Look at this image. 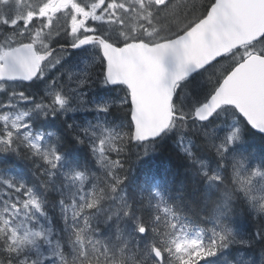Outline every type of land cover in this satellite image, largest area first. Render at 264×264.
<instances>
[{"label":"rangeland","instance_id":"1","mask_svg":"<svg viewBox=\"0 0 264 264\" xmlns=\"http://www.w3.org/2000/svg\"><path fill=\"white\" fill-rule=\"evenodd\" d=\"M63 1L8 0L6 5H0V56L23 36L29 35L38 47L48 48L50 39H55L65 29V39L71 44L72 31L81 32L87 29L95 32L99 28L104 30L107 28L111 33L112 30H117L119 23H123V20L118 18L119 14L112 16L110 12L97 13L89 8L88 5L94 0ZM45 3L51 7L43 23L39 17L34 23L26 24L24 27L17 25L14 28L11 23L7 25L4 23L5 18L9 21L13 17L31 19L35 10L42 9ZM127 4L133 5V0H127ZM138 10L134 9V11ZM202 13L201 6L195 13L197 15L192 18L196 19ZM97 15L101 17L98 20L95 19ZM89 20H92L91 24L88 23ZM134 29L138 27L135 26ZM256 49L247 46L238 54V57L244 58L252 52H258ZM98 63L95 57H84L82 60L75 61L71 56L63 55L61 65H63L64 73L61 78H57L52 84L46 80L45 72L53 67L48 64L45 71L38 77V86L42 90H32L31 87L29 90L32 95L27 90L22 91L16 83L0 84V137L7 136L11 132L14 140V144L10 146V149L14 148V150L0 151V156L4 157V154L13 153L16 158H19L15 152L19 154L20 146L35 151L30 144H38L41 152L55 148L63 157L57 166L52 168L41 155H38L41 157L40 160L34 162L29 168V173L36 176V182H32L30 176L25 175L18 166L0 169V215L10 220L11 227L16 228L18 236H27V239L19 245L18 252L13 254L14 264H19V261L25 259L29 264L33 261L36 264H40L41 261L43 264H64L65 261L67 264H81L85 255L89 260L94 261L98 257L103 261L105 259L103 253H107L108 264H122L118 259L130 257L128 252L132 250L131 242L135 233L134 228L126 229L124 225V218L130 204L125 176L133 172V169L123 165L119 159V153L124 150L128 140H131L133 130L132 124L129 125L121 116L112 118L109 115L111 105L124 104L126 97H120V91L114 95L107 94L104 86L108 83L105 76L101 77ZM96 64L97 66H94ZM81 80L85 81L83 85L79 83ZM53 90L62 91L68 98V107L76 109L74 112L60 111L68 115L69 125L78 132L79 138L89 143L95 159V164L90 169L71 164L67 156L60 152L52 141V135L55 134L53 130L35 126L36 117L43 115L36 106L51 105L52 99L48 93ZM39 92H44L45 96H33V93ZM103 106H107L108 110H102ZM197 107L192 110V113ZM49 110L50 108L48 112ZM230 113L233 112L224 108L209 122L195 124L196 130L203 132L204 135L207 133L208 144L213 149H215L213 144L218 145L236 129L240 130L238 138L233 139L229 147L237 146L241 140L240 120L238 116ZM85 129L88 130L87 133ZM26 135L27 138H25ZM101 146L103 150H97ZM180 146L190 152L188 139L180 137ZM101 157L104 158L103 164L100 162ZM225 157H228L230 166L234 169L239 190L247 198L255 214L264 217V210H261L264 206V167L252 161L250 156L241 151L228 156L225 153ZM114 162L119 163L115 165ZM38 167L39 171H35ZM200 167L204 173L208 172L212 175L219 173L221 176V170H216L219 167L210 166L208 161H202ZM145 170L147 169H142L139 179L143 182L140 189L149 191L160 198L163 189L159 179L153 178L150 175L151 172L147 174ZM256 172L260 175H255ZM76 173H82V176H76ZM21 185H24V188H21ZM38 187L44 190L53 189L57 195L50 198V203L45 204ZM28 189H31L40 201V209L35 206L24 207V202L28 200ZM94 195L98 197L95 206L92 205ZM97 215L103 218L102 223L96 220ZM113 219L114 226L109 225L110 220ZM104 225H107L105 229ZM171 226L174 232L170 241L204 240L200 233L185 230L176 220L171 223ZM0 229L4 231L7 238V232L2 223H0ZM230 231L229 240L235 236L241 239L237 232ZM36 232H42L43 235L36 237L33 235ZM215 233L227 234V231L215 230ZM208 242H212V239L208 238ZM150 260L152 263V259ZM169 262L177 264L175 256H172Z\"/></svg>","mask_w":264,"mask_h":264},{"label":"trees","instance_id":"2","mask_svg":"<svg viewBox=\"0 0 264 264\" xmlns=\"http://www.w3.org/2000/svg\"><path fill=\"white\" fill-rule=\"evenodd\" d=\"M211 3L212 0H172V5H174L172 15L153 20L150 24L138 10L134 11L135 14H128L123 19V23H119L116 31L112 30L109 33L107 28L105 30L99 28L98 33L116 45H122L132 40L153 43L158 40L169 39L183 33L184 29H188L189 24H192L203 14L196 19L192 18L197 15L195 13L199 8L202 6L204 12L207 5ZM127 21L130 22L126 23ZM135 26L138 29H134ZM65 31L66 29L61 35L58 34L55 39H50V47H57L55 48L56 51H61L69 45V43L66 45L56 43L58 40L61 42L67 40L65 39ZM248 47L257 48L256 50L261 53V50H264V43L252 44ZM97 48L99 53L100 49ZM245 48H240L224 56L225 58L219 64L197 72L177 86L174 98L175 119L172 127L160 138L141 144L133 143L132 139H129L124 150H120L119 159L123 165L133 169V172L125 176L130 204L124 218V225L126 229L134 228L135 233L131 242L132 250L128 252L130 253L129 259H127L128 257L118 259L122 264H152L150 260L152 259L150 256L151 248L154 243L161 244L170 241L174 232L171 223L175 220L185 230L200 233L206 246L217 239L215 230L223 232L234 229L233 231L240 236L241 239H237L236 236L231 240L228 239L226 246L219 249L214 257L208 258L206 263L264 264V240L256 237L258 231L264 230V217L255 214L247 198L239 190L235 181L234 169L230 166L228 157L222 158L217 155L215 149L208 144L206 135L195 129L197 122L192 113L195 107L207 100L208 96L211 95L210 92L213 93L224 73L243 59V56L238 57V54ZM75 52L77 51L64 49L65 56L73 55ZM62 59L59 64L45 72L47 73L46 80L51 84L57 78H61L64 73L62 71L63 65H61ZM98 62L100 75L103 78L105 62L101 55ZM38 82L37 79L29 84H16L22 91L27 90L31 94V90H29L31 87L32 90H42L39 88ZM104 88L108 95H114L120 91V97H126L124 104L111 105L109 115L112 118L121 116L124 121L131 125V104L127 88L123 85L111 87L107 84ZM33 96L44 97L45 93H33ZM224 108L233 112L230 114L238 116L241 124V140L237 146L231 147L227 156L241 151L250 156L252 161L264 167V135L255 132L237 113L236 109ZM36 118V127L54 131L52 141L57 145L58 150L67 156L71 164H77L87 169L94 166L95 159L89 143L85 140L83 144L79 142L77 139L79 137L78 132L69 125L68 115L58 109L53 114L50 108L47 116L40 114ZM180 137L190 141V152L180 146ZM19 150V154L15 152L19 158H16L13 153L4 154V157L0 156V169L18 166L25 172V175L30 176L32 182H36L37 178L34 174L29 173V168L41 157L25 146H20ZM202 161H208L210 166L219 167L216 170H221L223 183L207 179L200 167ZM143 168L147 169L145 170L146 173L151 172L150 175L153 178L159 179L161 189H163L160 198L149 191L140 189L143 182H140L139 179ZM35 171H39V167ZM38 190L45 204L46 202L50 203V198L57 195L53 189L44 190L38 187ZM96 220L102 223L103 218L97 215ZM138 221L148 225L149 231L146 234L138 231ZM114 223V219L110 220L109 225L114 226ZM106 226L104 225V229ZM208 238H211L212 242H208ZM5 239L6 234L0 229V245ZM245 240L250 243L247 245L239 243V241ZM171 260L172 256H169V261Z\"/></svg>","mask_w":264,"mask_h":264},{"label":"water","instance_id":"3","mask_svg":"<svg viewBox=\"0 0 264 264\" xmlns=\"http://www.w3.org/2000/svg\"><path fill=\"white\" fill-rule=\"evenodd\" d=\"M213 7L215 15L209 12L207 22L201 21L183 35L156 43L139 40L115 45L95 33L82 37L90 39L87 46H100L108 84L124 85L129 90L134 143L156 140L171 127L175 116L173 101L180 82L205 69L204 65L218 56L250 45L264 35V0H216ZM68 49L79 50L72 46ZM37 56L47 59L46 53L38 54L32 43L8 49L0 58V83L32 82L41 69L37 68ZM45 60L39 64L42 66ZM233 68L231 76L215 89V105L210 107L215 114L223 106L234 107L255 132L264 135L249 119L264 123V55L251 53ZM33 71L37 75L28 79ZM193 117L200 123L209 121L194 114ZM165 122L166 128L150 135Z\"/></svg>","mask_w":264,"mask_h":264},{"label":"snow or ice","instance_id":"4","mask_svg":"<svg viewBox=\"0 0 264 264\" xmlns=\"http://www.w3.org/2000/svg\"><path fill=\"white\" fill-rule=\"evenodd\" d=\"M8 3V0H0V5H6ZM216 4V0H212L211 4H208L207 7L204 9L203 14L196 20L193 21L192 24H189L188 29H184L185 32L189 31L190 29L194 28L197 24H200L201 21H205V18L208 17L209 12H213L215 15V9L214 5ZM51 5L45 3V6L42 9H37L35 12L31 15V19L28 17H24L22 19H18L16 17H13L11 21H9L7 18H5L4 23L7 25L9 23L12 24V26L15 28L17 25L20 27H24L26 24L34 23L37 17L41 19V22L43 23V19L49 14V9ZM89 8H91L93 11L97 13H105L108 14L111 13L112 16H117L119 14V19L123 20L125 17L128 16L129 13H134V9H139L140 13L143 15L144 19H146L150 24L153 20H158L163 18V16L172 15L174 10V5H172V0H133V5H128L126 3V0H94V2L90 5H88ZM101 17L97 15L95 19H100ZM89 24L92 23V20L88 21ZM91 30H84L81 32L72 31V40H71V46L76 49H81L85 46H87L91 41L90 39H82L81 37H89ZM178 35H183V33H179ZM58 44H67L69 41L64 40L56 41ZM254 44H262L264 43V35H260L256 38V40L253 42ZM167 52H162V55H167ZM260 54H264V50H261ZM47 59L45 60L44 56H37V68L42 67L39 64V61L45 60L47 64L50 66H55L56 64H59L60 60L63 58L64 50L56 51L54 48H48L47 52ZM225 57H217L215 60L211 61L210 64L204 65L205 68L209 66H214L220 63L222 59ZM235 71V68L229 69L227 72L224 73L222 80L218 82L217 87H219V83H222L223 80H227L229 76H231L232 72ZM190 74V72L188 73ZM37 75L35 71L28 76V79H31L32 76ZM71 78V77H70ZM81 85L85 83V81L81 80L79 81ZM52 99L51 105H37V109L42 112L43 115H48V109L51 108L53 114L57 109L64 110L68 112H74L76 111L73 107H68V98L66 95L60 91V90H53L48 93ZM215 91L214 93L207 98V100L204 103V106L201 108H198L196 112L194 113L195 116H198L201 120H210L211 117L215 114L210 105H215ZM104 111L108 110L107 106H103ZM207 110V115L205 114ZM218 110V109H217ZM251 120L252 126L260 130L261 132H264V123H261L253 118H249ZM167 122H165L164 125H162L160 128H157L155 132L150 133V135H157L159 134L164 128H166ZM87 133V129L84 130ZM239 129H236V131L232 132L230 136H226L224 140L219 143L218 145L213 144V147L215 148L216 152L221 156L224 157L225 153L230 152L231 148L229 147L230 142L233 139L238 138ZM207 135V133H205ZM27 138V135L26 137ZM42 139V137H40ZM79 142L81 144L85 143L84 140L79 139L77 137ZM14 144V140L12 138L11 132L7 134V136L0 137V151H8V150H14V148L10 149V146ZM30 147L36 151L37 155H41L48 164L55 168L59 161L63 158L62 155L58 154L57 150L55 148H52L50 151H44L41 152L38 144H30ZM97 150H103V146H101L100 149ZM100 162L103 164L104 158H100ZM119 162H114L115 165H118ZM204 175L213 182H221L223 183V178L217 173L216 175H212L208 172H205ZM238 175V174H237ZM255 175H260L259 172H256ZM76 176H82V173H76ZM21 188H24V185L20 186ZM241 187H244V184H241ZM28 200L24 202V207L29 206H35L37 209L41 208V203L35 196V194L32 192L31 189L27 190ZM159 195V193H157ZM98 197L95 195L92 199V205L95 206L97 204ZM15 207V206H13ZM127 210V209H125ZM261 210H264V206L261 207ZM0 223H2L5 226V232H7V238L3 241V244L0 245V264H14L13 254L18 252L19 245L22 244L26 239L25 237H20L17 234V230L14 227H11L10 220L4 219L2 215H0ZM138 231L140 233L146 234L149 231V227L145 222H139L138 221ZM154 230V229H153ZM36 237H40L43 235L42 232H36L33 234ZM217 239L213 241V243L209 245H205L202 239H194V240H184L181 241L179 239L171 240V241H165L161 244H155L150 250V256L152 257V264H170L169 262V256H175L177 264H206L208 258L214 257L217 254V251L219 249L226 246V242H228V236L231 235V231L227 230V234L225 233H215ZM256 237L260 240H264V230L258 231L256 234ZM79 238V237H78ZM30 243L33 241H29ZM239 243H242L244 245L249 244V241H239ZM57 247L59 248L60 245L58 244ZM57 255H60V253H57ZM105 259L101 261L98 257L93 261L89 260L87 255H85L84 259L81 260V264H108V256L107 253L102 254ZM61 259L63 260V256H61ZM114 261V258H113ZM19 264H29L28 260H22L19 261ZM32 264H36L35 261L32 262ZM40 264H43V261L40 262ZM64 264H67L65 261Z\"/></svg>","mask_w":264,"mask_h":264},{"label":"flooded vegetation","instance_id":"5","mask_svg":"<svg viewBox=\"0 0 264 264\" xmlns=\"http://www.w3.org/2000/svg\"><path fill=\"white\" fill-rule=\"evenodd\" d=\"M66 1H68V0H64L63 2H66ZM79 25H80V23H79ZM81 26V25H80ZM98 32V30H96L95 32H90V34L91 33H97ZM82 38V37H81ZM25 43H32L34 46H35V49H36V51H37V53L38 54H43V53H46L47 52V49L48 48H57V47H48V48H41V47H38L37 46V44L35 43V42H33L32 41V39H31V37L29 36V35H27V36H23L22 38H20V40H18L17 42H16V44L15 45H13L12 47H16V46H19V45H21V44H25ZM49 46H51V45H49ZM68 46L69 45H67L66 46V49L67 50H69L68 49ZM97 47H99V46H97V45H94V46H89V47H84V48H82V49H79V50H75V51H77V52H75L73 55H70L71 57H72V59H74L75 61L76 60H82V58H87V57H91V58H96L97 60H99V56L101 55V52H97V50H98V48ZM11 48V47H10ZM65 49V48H64ZM56 50V49H55ZM71 51V50H70ZM3 55V53L1 54V56ZM0 56V57H1ZM46 62L44 61L43 62V64H42V67H41V72L46 68ZM94 66H97V64L96 65H94ZM148 173V172H147Z\"/></svg>","mask_w":264,"mask_h":264},{"label":"bare ground","instance_id":"6","mask_svg":"<svg viewBox=\"0 0 264 264\" xmlns=\"http://www.w3.org/2000/svg\"><path fill=\"white\" fill-rule=\"evenodd\" d=\"M61 37H63V36H61ZM64 39V38H63ZM66 45V44H65ZM63 46V45H62ZM61 48V47H60ZM64 48V47H63ZM61 50V49H60ZM64 50V49H63ZM193 154V153H192ZM204 174V173H203ZM223 174V173H222ZM159 178V177H158ZM208 179V178H207ZM206 181H208V180H206ZM215 185V184H214ZM234 187H235V185H234ZM53 209V208H52ZM214 214V213H213ZM217 215V214H216ZM215 217V216H214ZM218 217V216H217ZM214 219V218H213ZM218 219V218H217ZM227 219V218H226ZM220 220V219H219ZM216 220H214V222H215ZM213 222V221H212ZM211 222V223H212ZM217 222V221H216ZM218 223V222H217ZM216 223V224H217ZM213 225V224H212ZM211 226V225H210ZM222 226V225H221ZM214 227V226H213ZM228 228V227H227ZM234 230V229H233Z\"/></svg>","mask_w":264,"mask_h":264}]
</instances>
